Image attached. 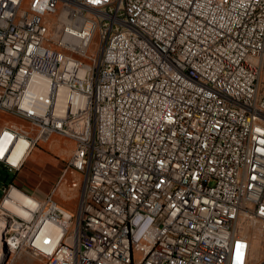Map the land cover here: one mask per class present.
I'll use <instances>...</instances> for the list:
<instances>
[{
  "label": "built area",
  "instance_id": "1",
  "mask_svg": "<svg viewBox=\"0 0 264 264\" xmlns=\"http://www.w3.org/2000/svg\"><path fill=\"white\" fill-rule=\"evenodd\" d=\"M0 111V166L83 175L2 186L0 264H264V0H0Z\"/></svg>",
  "mask_w": 264,
  "mask_h": 264
},
{
  "label": "rangeland",
  "instance_id": "2",
  "mask_svg": "<svg viewBox=\"0 0 264 264\" xmlns=\"http://www.w3.org/2000/svg\"><path fill=\"white\" fill-rule=\"evenodd\" d=\"M7 121L15 119L0 111V129ZM73 150L74 145L70 140L56 135L49 142L34 147L23 165L15 172L10 173L0 168V197L2 186L11 181L40 198L58 185L61 190L56 192L57 199L67 208L74 209L80 199L83 175L71 169L65 172ZM63 173L65 177L59 182ZM73 179L78 182V186L74 188L71 187ZM14 264H40V261L23 253Z\"/></svg>",
  "mask_w": 264,
  "mask_h": 264
},
{
  "label": "bare ground",
  "instance_id": "3",
  "mask_svg": "<svg viewBox=\"0 0 264 264\" xmlns=\"http://www.w3.org/2000/svg\"><path fill=\"white\" fill-rule=\"evenodd\" d=\"M2 221H3V212H0V235H8L10 232V224H14V216H7V222H2ZM57 264H70V258H62V263H57Z\"/></svg>",
  "mask_w": 264,
  "mask_h": 264
},
{
  "label": "crops",
  "instance_id": "4",
  "mask_svg": "<svg viewBox=\"0 0 264 264\" xmlns=\"http://www.w3.org/2000/svg\"><path fill=\"white\" fill-rule=\"evenodd\" d=\"M55 143V142H54ZM53 142H52V144H54ZM29 156V155H28ZM28 156L25 158V160L28 158ZM0 168H2V169H4L5 171H7L4 167H2V166H0ZM8 172V171H7Z\"/></svg>",
  "mask_w": 264,
  "mask_h": 264
},
{
  "label": "water",
  "instance_id": "5",
  "mask_svg": "<svg viewBox=\"0 0 264 264\" xmlns=\"http://www.w3.org/2000/svg\"><path fill=\"white\" fill-rule=\"evenodd\" d=\"M6 247V246H5ZM6 250H7V253H9V250L7 249V247H6Z\"/></svg>",
  "mask_w": 264,
  "mask_h": 264
}]
</instances>
